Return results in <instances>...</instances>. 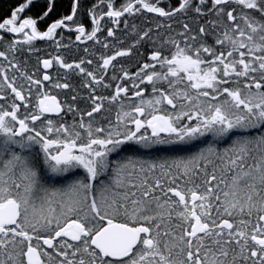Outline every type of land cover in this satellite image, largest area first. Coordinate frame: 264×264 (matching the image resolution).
I'll return each mask as SVG.
<instances>
[{
  "label": "snow or ice",
  "instance_id": "snow-or-ice-1",
  "mask_svg": "<svg viewBox=\"0 0 264 264\" xmlns=\"http://www.w3.org/2000/svg\"><path fill=\"white\" fill-rule=\"evenodd\" d=\"M0 264H264V0L0 7Z\"/></svg>",
  "mask_w": 264,
  "mask_h": 264
},
{
  "label": "trees",
  "instance_id": "trees-1",
  "mask_svg": "<svg viewBox=\"0 0 264 264\" xmlns=\"http://www.w3.org/2000/svg\"><path fill=\"white\" fill-rule=\"evenodd\" d=\"M9 0H0V7L6 8L8 6ZM49 51H52L49 49Z\"/></svg>",
  "mask_w": 264,
  "mask_h": 264
}]
</instances>
